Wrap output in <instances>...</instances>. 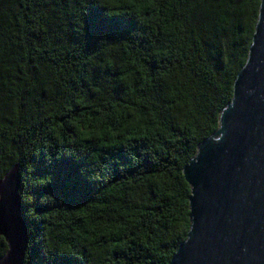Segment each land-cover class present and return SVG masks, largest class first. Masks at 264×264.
Masks as SVG:
<instances>
[{"label": "trees", "instance_id": "1", "mask_svg": "<svg viewBox=\"0 0 264 264\" xmlns=\"http://www.w3.org/2000/svg\"><path fill=\"white\" fill-rule=\"evenodd\" d=\"M259 4L0 0V180L17 168L23 264H168L190 225L182 169L218 129Z\"/></svg>", "mask_w": 264, "mask_h": 264}, {"label": "water", "instance_id": "2", "mask_svg": "<svg viewBox=\"0 0 264 264\" xmlns=\"http://www.w3.org/2000/svg\"><path fill=\"white\" fill-rule=\"evenodd\" d=\"M189 230L168 264H264V0L247 59L218 129L183 167ZM19 176L0 180V264H23L28 236L20 217Z\"/></svg>", "mask_w": 264, "mask_h": 264}]
</instances>
